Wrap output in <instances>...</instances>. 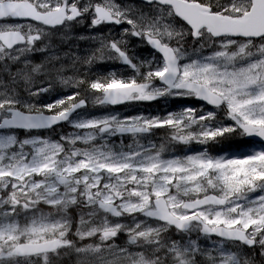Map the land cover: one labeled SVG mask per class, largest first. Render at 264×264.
<instances>
[{
  "label": "snow or ice",
  "instance_id": "6c2138e0",
  "mask_svg": "<svg viewBox=\"0 0 264 264\" xmlns=\"http://www.w3.org/2000/svg\"><path fill=\"white\" fill-rule=\"evenodd\" d=\"M77 27L88 49L52 43ZM105 62L131 75L93 74ZM166 97L199 104L80 112ZM64 124L74 131L44 135ZM162 128L170 143L205 147L166 157L149 139ZM230 136L261 146L209 152ZM71 254L77 264H264V0H0V264Z\"/></svg>",
  "mask_w": 264,
  "mask_h": 264
},
{
  "label": "rangeland",
  "instance_id": "374dc122",
  "mask_svg": "<svg viewBox=\"0 0 264 264\" xmlns=\"http://www.w3.org/2000/svg\"><path fill=\"white\" fill-rule=\"evenodd\" d=\"M78 29H82V28H80V27H77ZM73 32V31H72ZM86 34V32L85 33H81V34H77L75 37H78V36H80V35H85ZM75 37H73V41H67L66 43H63L64 44V46L66 47V49L68 48V47H70V46H76V45H78L79 46V50H81V51H83V50H86V49H88L91 45H90V42L89 41H86V40H78V39H75ZM54 38H56V39H60L59 37L57 38V37H52V43L53 44H55V45H57V46H60V47H62L63 46V44L62 43H57V42H54L53 41V39ZM66 44H70V45H66ZM130 47L132 48V51L137 55V56H139V57H145V56H148L149 55V50L147 49V46H145V45H141V43L139 42V41H135L134 39L132 40V41H130ZM108 64H110V65H119L120 67V70H122V71H120V74H123V72H127L125 75H131V72H129V68H127L126 66H123V65H121V64H119L118 62H108ZM100 67V65H97V66H94V69L95 70H97V68H99ZM110 71H112V70H109V71H106V72H104V73H100V72H96V71H93V74H95V75H106L107 73H109ZM60 93L61 94H64V93H66V92H70L71 91V89H64V88H60ZM173 100H175V101H177V100H183V99H173V98H161V99H158V100H156V101H152V104H158V105H161V106H163L164 108H163V112H164V114H166L167 113V110H168V105H169V103H171ZM162 101V102H161ZM140 104H143V103H136V104H129L130 106H133V107H135L136 105H140ZM146 104H148V103H146ZM104 109V107H93V106H91V104H89V106H88V110L89 111H102ZM82 114H84V115H88V116H100V115H97V114H87V113H85V112H82ZM65 128H68V129H65ZM63 130H65V131H63ZM72 131H74L69 125H67L66 127H59L58 128V130H56V131H54V132H52V133H49V134H47V135H50L52 138H54V139H56V138H58L59 137V135L60 134H62V133H69V132H72ZM44 135H45V133H44ZM170 144V143H169ZM174 145H181V146H183V147H189V146H191V145H194V144H191V145H182V144H171V146H174ZM197 146H198V148L199 147H203L204 145H200V144H197ZM172 150V149H171ZM170 150V151H171ZM182 150V149H181ZM186 152L187 151H185L184 152V154H186ZM183 154V155H184ZM171 155V154H170ZM42 209H43V211H45V212H47V211H49V209L46 207V206H42ZM205 241V240H204ZM206 242V241H205ZM73 255H75V254H73ZM76 260H77V262H78V257L76 256Z\"/></svg>",
  "mask_w": 264,
  "mask_h": 264
},
{
  "label": "trees",
  "instance_id": "16d2710c",
  "mask_svg": "<svg viewBox=\"0 0 264 264\" xmlns=\"http://www.w3.org/2000/svg\"><path fill=\"white\" fill-rule=\"evenodd\" d=\"M34 59L39 61V59H37V58H34ZM58 264H77V260H76V257L73 254L66 255V256H62L60 258V260L58 261Z\"/></svg>",
  "mask_w": 264,
  "mask_h": 264
},
{
  "label": "flooded vegetation",
  "instance_id": "af4514ba",
  "mask_svg": "<svg viewBox=\"0 0 264 264\" xmlns=\"http://www.w3.org/2000/svg\"><path fill=\"white\" fill-rule=\"evenodd\" d=\"M239 139H243L244 140V138H241L239 136H230L229 137V140H233V142H234V140H237V141H239L240 144H242L243 140H239Z\"/></svg>",
  "mask_w": 264,
  "mask_h": 264
}]
</instances>
